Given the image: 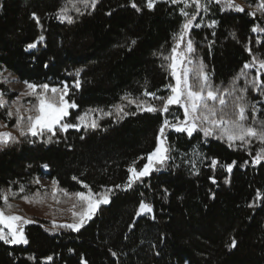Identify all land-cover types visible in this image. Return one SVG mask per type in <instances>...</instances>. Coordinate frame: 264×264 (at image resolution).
I'll use <instances>...</instances> for the list:
<instances>
[{
  "label": "trees",
  "instance_id": "16d2710c",
  "mask_svg": "<svg viewBox=\"0 0 264 264\" xmlns=\"http://www.w3.org/2000/svg\"><path fill=\"white\" fill-rule=\"evenodd\" d=\"M238 1L245 12H220V6L213 5L202 26L191 32L194 58L203 61L212 84L222 89L230 86L242 65L251 59L245 44L254 54L264 56V33L251 32L254 23L262 22L260 13L254 19L247 15L254 10L249 7L253 0ZM136 2L142 9L139 12L130 6V0H98L94 10L78 0H0V92L10 88L3 71L23 83L72 84L78 78L81 87L73 90L71 98L79 107L70 110V119L88 109L113 113H93L97 128L58 131L53 141L59 142L45 144L46 137H29L35 143L19 137L13 127L15 119L9 121L7 109L0 108V122L8 124L0 131L12 132L21 140L0 149V189L11 188L17 193L9 199L13 213H21L23 195L37 191L45 194L34 183L42 175L44 164L49 165L51 187L55 179L70 193L87 191L79 181L94 191L102 190L101 186L113 189L110 203L101 205L79 232L51 230L52 220L31 216L36 222L24 227L29 243L8 246L0 242V264H81V257L87 264H264V161L252 164L258 141L247 148L239 142L230 148L199 131L191 138L169 131L175 160L144 178V184L127 191L115 187L126 182L130 162L155 148L163 119L159 113L138 111L125 97H140L145 86L148 91L159 90V95L168 94L164 86L173 83V78L162 66L168 61L154 53L169 54L173 34L184 19L179 12L181 4L159 2L154 10H148L146 0ZM61 7H67L73 22L57 18ZM33 13L39 17V26ZM213 19L219 23L210 28L207 25ZM41 35L44 41L26 50ZM131 40L136 43L131 44ZM77 70H81L79 77L75 75ZM246 71L251 79L256 69ZM237 85H244L243 77ZM16 98L13 94L4 96L9 105ZM245 98L264 101L251 89ZM28 99L21 98V103ZM113 105H123L129 115L120 119ZM257 107L261 109L258 119L264 117V102ZM228 110H232L231 103ZM177 114L182 117L180 111ZM194 149L222 163L235 160L237 166L228 173L219 167L210 169L208 159L203 163L197 159L196 174L192 166L184 164L186 157L195 156ZM245 160L249 163L240 167ZM145 162L139 160L138 167ZM73 176L78 180H72ZM210 176L215 177V183ZM20 185H24L23 193ZM141 192L153 213L137 217ZM230 237L238 241L233 249L226 246ZM49 255L52 261L45 260Z\"/></svg>",
  "mask_w": 264,
  "mask_h": 264
},
{
  "label": "snow or ice",
  "instance_id": "6c2138e0",
  "mask_svg": "<svg viewBox=\"0 0 264 264\" xmlns=\"http://www.w3.org/2000/svg\"><path fill=\"white\" fill-rule=\"evenodd\" d=\"M85 7L95 9L98 0H78ZM159 2H164L170 5L181 4L183 7L179 9L180 15L184 18L180 24L179 29L173 34L174 43L168 55L161 53H154V55L161 56L165 61H168L165 67L173 78L174 83H169L164 86L167 90V95H159L157 91H148L147 86L140 97L135 99L125 97L130 105H135L138 111H146L149 113H159L163 119L159 126L156 136L155 148L132 162L127 168V179L123 186L115 185L116 188H123L124 191L132 189L134 185L144 184V178L149 177L154 171H160L161 168L167 165L169 160H175L172 155L174 148L168 141V132L170 130L177 133H184L189 138L196 132H202L205 138L215 137L227 143L228 147L233 148L237 142L241 147H250L253 141H258L260 146L256 150L255 155L252 156V164L260 165L264 161V117L259 118L257 114L261 109L257 104L264 102L261 100L252 102L246 100L245 94L251 89L253 92H258L261 98H264V80L261 75H264V56L254 54L253 50L244 45V49L249 53L251 59L245 62L239 73L233 78L230 86L227 88H220L214 86L211 82L210 75L205 71L206 65L202 60L194 58L195 46L194 40L191 37V32L195 28L202 26V19L197 22V17L201 12L207 14L211 11V6L218 5L220 12L235 11L245 12V8L237 4L235 0H146L145 7L148 10H154ZM130 6L136 11H141L140 5L136 0H130ZM79 12L76 4H73ZM249 7H254L253 11L247 15L257 17L260 13L261 23H254L251 32L264 33V0H253ZM191 8L192 11L187 9ZM67 7H61L56 14L60 20H67L69 23L73 22V18L69 16ZM83 14V13H80ZM111 15V13H109ZM32 18L36 24L40 25L39 17L33 13ZM219 21L213 19L207 26L214 28ZM215 35V32L212 33ZM235 36V33L232 34ZM44 36L41 35L38 41L29 43L26 50L35 49L39 42L44 41ZM136 40H131V44H135ZM260 43V41H257ZM183 46V47H182ZM47 67V65H45ZM256 69L255 75L249 79L248 69ZM81 70H77L76 77H79ZM244 78V85L242 87L237 85V81ZM26 91L19 93L17 98L11 102L4 99L6 93L0 92V108L7 109L6 118L10 121L15 119L13 127L19 133V137L28 139L29 143H35L29 137H46L43 140L45 144L59 142L53 141V137L57 132L66 133L69 129L80 131L82 127L97 128L99 125L93 113H101L103 116H111V111H104V109H88L84 112L72 117L70 110L77 109L79 105L72 99L73 90H79L81 81L77 78L74 83L69 84L66 81H61L59 85H50L49 83H34L24 81ZM22 97H29L25 103H21ZM159 101L160 103H155ZM231 103V111L228 110ZM171 106H179L183 112V119L180 118L175 112L171 110ZM14 107V111H13ZM116 114L120 119L129 115L124 111L123 105H113ZM135 115V112L131 113ZM171 116L172 119H169ZM8 127L7 123L0 122V128ZM83 139V137H81ZM21 140L9 131H0V149L9 146L10 144L20 143ZM201 163L205 159L210 160L207 165L210 169L215 170L218 167L224 169L228 173L233 171L237 166V161L233 160L230 163H222L217 158L205 157L203 153H193ZM251 155V153H249ZM139 160H146L142 166L138 167ZM188 162V161H185ZM249 161L245 160L243 164L239 165L244 167ZM192 168L199 174L197 168V160L191 161ZM44 169H48L49 165H42ZM210 180L215 183V177L210 176ZM72 180L77 181L78 177L73 176ZM83 189L87 191L69 192L67 189L59 187V182L55 179L52 180V199L59 203V194H62L68 199L74 200L69 211H71L72 222L57 224L55 220L52 221V229H69L73 232H79L85 225L91 221L101 205L110 203L112 188L101 186L100 191H94L93 188L79 181ZM229 181L226 179L225 183ZM16 183V182H12ZM34 183L39 184L40 180L37 178ZM20 192H24V185H20ZM167 193V189H164ZM17 193L13 192L11 188L7 190L0 189V200L3 205L0 206V241L8 245L28 244L29 240L25 234V225L35 223L36 221L26 218L24 216L13 213V205L9 203L10 197H15ZM46 193L42 194L37 191L31 195H23L28 203H43L46 198ZM141 199L139 201L138 210L135 215L140 217L145 214H152L153 207L150 203H146L143 199L144 193H140ZM257 199H260V192L257 191ZM253 205H249L252 207ZM79 210H76V209ZM155 219V216H151ZM238 241L234 237L229 238V243L226 245L229 249L237 246ZM69 251H73L69 249ZM111 251V250H110ZM159 253H157L158 255ZM113 257L117 256L116 252H111ZM29 259H35L30 256ZM46 261H52L51 255L45 257ZM81 264H87V261L81 257Z\"/></svg>",
  "mask_w": 264,
  "mask_h": 264
},
{
  "label": "rangeland",
  "instance_id": "374dc122",
  "mask_svg": "<svg viewBox=\"0 0 264 264\" xmlns=\"http://www.w3.org/2000/svg\"><path fill=\"white\" fill-rule=\"evenodd\" d=\"M235 2L242 6V3L240 1L235 0ZM181 7H183V5H181ZM187 10L192 11L191 8H189ZM207 14L201 12L200 16L197 17V22H200L201 19L203 20V18ZM2 76H4L6 78V81L8 82V86L10 87L6 91V94L18 95L19 93L25 92L27 90L25 83L19 81L12 74L7 73L6 71H3ZM173 83H174V80H173ZM22 98H25V97H22ZM174 107H177L180 109L179 111H180V115H181L183 110L179 106H171V109ZM179 111H176L175 113L177 114ZM168 118L172 119L171 116H168ZM180 118L183 119V115ZM170 131H172V130H170ZM175 133H177V132H175ZM184 158H185V156L182 157V159H184ZM194 159L197 160L198 158L196 156L186 157L184 160V164L186 166L191 167L192 166L191 161ZM185 161H188V162H185ZM154 172H157V171H154ZM47 174H48V169H44L42 167V175L38 177V179L40 180V183L37 185L39 186L41 191H44V193L51 195L52 187H51V183L47 179ZM48 195L46 197L48 200L44 199L43 203H28L26 201L23 203H20L21 213H18L16 211V213H14V214H18V215L24 216V217L29 218V219L31 216L39 217V218H47V219H50L52 221L55 220V222L57 224L71 223L72 222V216H71V211H69V209L71 208L72 204L75 201L68 199L67 197H63V196L58 194L60 202L57 203L53 199L50 200V198H52V197L48 196ZM76 210H79V209L77 208ZM25 226H27V225H25ZM0 242H2V241H0ZM6 245H8V244H6ZM8 246H12V245H8Z\"/></svg>",
  "mask_w": 264,
  "mask_h": 264
}]
</instances>
